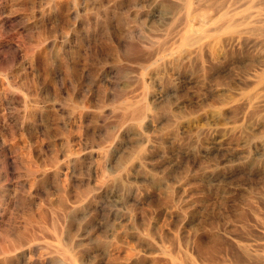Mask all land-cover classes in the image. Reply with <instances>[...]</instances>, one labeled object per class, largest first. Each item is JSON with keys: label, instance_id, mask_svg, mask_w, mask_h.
Wrapping results in <instances>:
<instances>
[{"label": "rangeland", "instance_id": "obj_1", "mask_svg": "<svg viewBox=\"0 0 264 264\" xmlns=\"http://www.w3.org/2000/svg\"><path fill=\"white\" fill-rule=\"evenodd\" d=\"M1 1L2 0H0V2ZM155 1L156 0H70L69 2V0H39V2H35V0H27V4L23 6L18 3L19 0H14V2L13 0H3V3H0V43L2 44H0V250H3L10 240L13 241L20 237H26L28 235L26 232L30 230V227L34 226L33 230H36V235L38 233L37 236H39H36L33 241L29 239L23 240L22 247L13 250V253H2L0 251V264H81V261L71 254V251L64 252L60 250L61 247L57 234L53 233V228L50 226L52 218L60 215H62V219L65 221L67 220L65 222L66 224L62 226L63 236L66 235L65 237H67V239L70 238L69 241L72 240L73 247L78 243L79 246H75L74 249L76 251H81H78V253L83 256V260L85 259L86 261L89 258L87 262L91 264L94 260V256L109 249L108 247L111 245L110 242L112 239L110 233L112 230H121L119 229L120 221L118 215L120 214L119 211H122V209L119 210L118 207H115L109 195L113 187L112 185L114 184L112 177H114L113 174L116 167H113L115 164V162H112L113 159L111 160L109 157H106L104 155L106 152L103 151L110 148L112 145L109 144H112V142L113 144L114 142L119 143L120 152H125L123 154L124 156L121 153L123 158H126V156L130 154L136 155L137 157H139V155H137L139 153H141L140 156L142 152L145 154L142 155L145 159L139 157L141 159L139 161V158H137L138 174L136 176L138 177H136V181L138 182V186H135L137 183L130 186L133 188L134 192L136 191L134 193L137 198L135 206L136 225L141 236L143 235L144 237L138 246L141 251L148 248L147 244L155 241L163 244L164 239H167L166 241L164 240L165 242H168V240L170 241L164 243V245L169 248L170 246L171 248L182 247L184 238L190 237L194 230L199 234L203 233L202 235L207 238L216 234L220 236L223 234L224 237L229 236L226 238H232L228 240L234 241L233 243H235V245L238 246L241 244L240 246L242 247L250 248L248 252L251 254H256V252H258L257 254H264V224H262L260 219H255L257 218V213L255 212V210H258L257 206H260L261 208L259 207V209L264 212V197L261 196V187H259L262 186V178L253 176L255 178L253 179L252 175L248 173V160H232L233 163L229 161V163L227 162L224 164L225 168L223 163L221 164L219 162V157L194 161L192 156H187V158L189 157L191 159L190 160L185 158L186 156L181 155L179 158L181 166L173 167L167 164L164 165V160L169 158L171 153L173 154L177 149V153L180 152V150L186 149L190 141V136L188 134H184V136L183 134L170 135L169 129H171V127L169 126V122H171V119L173 121L176 117L179 118L181 115H185V113L188 114L192 109L197 111L198 107L201 108V106L205 105V103L204 105L201 103V105L200 101H204L209 93L214 91H226L228 89L227 92L229 91L228 93L230 95L235 93L236 96H239L241 91L240 88L229 86L227 82L232 81L235 77L234 81L236 79L239 80L240 74V77H242L246 73L248 64L245 62V66V63L237 60V58H231V56L230 58L226 57L223 61L214 65L215 67H212V70L210 69L211 71L203 68L202 63L196 60L193 61V64L192 62L187 63V61H185V63L184 61H179L178 66L177 63L174 65L166 63L167 59L173 56V54L176 55L177 46L186 30V24L195 23V25H192L197 27L198 24L200 25L201 22H204V20L200 19L204 17L206 20L208 17V15L203 12L205 11L204 8L207 7L210 14L212 13L211 8L213 7L210 6V10L208 8L209 6H207L208 1L206 0H192V2L195 1L193 4L196 6L194 7L192 4L191 8L186 6V2L183 3L186 0H182L183 2L180 0L177 2L176 0H167V2L166 0ZM244 2L247 3L245 4ZM181 3H183L184 6ZM241 3L242 5H240L237 10L239 12L248 11V0H240V4ZM193 7L199 12H196ZM36 10H46L44 11L46 13L45 15L55 19V23L45 22L46 20L43 18L39 20L34 18V11ZM57 13L58 15H56ZM191 13H193L194 17H192ZM51 14H54L53 17ZM189 14H191L190 17L192 19H190ZM195 20H199V23ZM25 26L34 27L32 28L33 30H27ZM18 31H22L25 37L21 40L20 53L18 52L15 54L13 51L11 53V51L7 50L5 44L9 40L16 39L19 41L20 34ZM37 31L39 32V38L37 37ZM44 31H46V33L48 31H50L51 34L53 33L52 37H50V39L48 38L47 41ZM42 32H44V34ZM54 35L57 36H55V43L51 41L55 38ZM43 36L45 40L42 39ZM38 39H41V41ZM47 43H54L56 47L54 48V45H49ZM171 51L172 53H170ZM148 57L150 59H148ZM39 59H42L43 62ZM159 63L163 65L160 66ZM181 63H183L184 66L180 65ZM197 63H199V65ZM218 71L220 73H218ZM202 72L204 74H202ZM40 74L41 76L39 77ZM214 74L216 76H214ZM202 75L205 77H202ZM203 80H205V82H203ZM25 84L29 90L24 88ZM234 88L236 89L233 90ZM66 89H70V91ZM228 93L225 92L226 95H229ZM67 96H70L69 99H67ZM175 98H177V100H175ZM66 100L73 103L67 102V104ZM147 100L150 102H147ZM192 100L194 103H190ZM54 101L56 102L53 103ZM37 103L40 106H38ZM147 103L151 104L152 111L149 107L141 117H134L135 114L131 115V113H133L132 111L140 107L142 108ZM178 103L184 106L181 108ZM138 104L140 107L136 106ZM167 110L171 115H174L173 118L167 113ZM175 110L178 113L176 112L173 114ZM42 112H44V114ZM48 114H50V116ZM59 114L64 116L62 117ZM124 114L127 116H123ZM156 115L159 116L157 117ZM222 116L224 115H221L220 118H222ZM227 116L228 115H225L222 119L219 118V122L225 124L235 120V117L233 120L231 118L233 116H230V118ZM153 117L156 120L153 119ZM166 118L167 120H165ZM128 124L129 126H127ZM45 125L48 126V129L47 127L45 128ZM151 125H153V127ZM168 127L170 128L168 129ZM161 129H165V131ZM153 131L155 133L158 131V133H156L157 135H155L158 137L155 138V136H153L155 134ZM161 134L162 136H160ZM131 135H133V137ZM5 137L7 138L4 139ZM158 138L160 141H158ZM169 138H171V141ZM1 140H5L8 146L2 147ZM102 140L103 142L101 144ZM69 143L71 145H68ZM153 143H158L159 147L151 148ZM143 144H145V146ZM104 145L107 147H103ZM41 147L44 149L41 150ZM121 147H123V149ZM68 148H72L75 151L69 155V157L65 155L69 151ZM121 149L123 151H121ZM51 155L53 156L51 157ZM57 156L58 160L64 161H59L60 164L70 165L68 168L69 170L65 168L58 173L54 171V166L49 162L50 159ZM213 159H216V161ZM211 160H213V162ZM143 162H146V164L150 166L146 167V164ZM193 162H196V164ZM215 163H219L217 165L218 167H214V165H216ZM161 164L164 165V168ZM179 169L181 170L178 171ZM149 170L151 172H149ZM183 171L186 174H184ZM170 172L171 174L174 173V176L170 175ZM191 172L193 174H191ZM249 175L251 176L249 177ZM143 176L144 178H142ZM226 177L229 180H227ZM167 180L169 183L166 182ZM255 181H257L258 184H256ZM180 183H182V186L184 185L182 187V192H180L181 189H179ZM138 187H140L142 192H145L141 193ZM166 188L169 189V193ZM170 188H172V190ZM168 194L170 195L167 196ZM156 195L158 197H156ZM79 196H81L82 199H79ZM163 197L164 199H162ZM178 197H182L181 200ZM184 198L186 200H184ZM219 198L223 199V202L220 201ZM163 202L165 203L163 204ZM64 203L70 205L66 204L65 206ZM214 203L216 206H214ZM218 204L222 206V208H219ZM184 206H186V208ZM53 211H58V214ZM116 211L118 215L115 216ZM240 213L246 216V219L244 217L242 219ZM137 214L140 216H137ZM195 216L196 218L198 217L194 222L195 224L193 223L194 225L184 228V225L188 224L191 218ZM141 217H145L144 220H141ZM41 219L45 221L42 222ZM248 219L250 221H248ZM209 220L211 221L209 222ZM212 222H214V224ZM248 223L252 224L250 225ZM209 224L211 228L208 226ZM196 225L199 227L201 226V228L197 227L199 229L196 230ZM42 226H46L43 227L46 230L43 229ZM216 228L220 230L218 231ZM245 228L247 231H245ZM185 229L189 230L190 234L189 231H185ZM249 232L252 234L250 235ZM182 233L183 235H179ZM231 233H233L234 236H231ZM184 234L186 235L185 237ZM70 235L72 237H70ZM238 235L242 236V238L237 239L240 237ZM73 236L75 238H73ZM173 236L175 240H173ZM124 237L125 236L122 235L121 241L123 239L126 241L125 238L128 239L127 236ZM159 240H161V242ZM243 241L247 242L248 246ZM171 243L176 244L173 247ZM56 245L59 247L57 248ZM77 247L78 249H76ZM256 248L258 249L256 250ZM56 249L57 251H53ZM64 255H68L69 257L66 256L65 258ZM5 257H8V259L6 258L5 260ZM69 258H71V260Z\"/></svg>", "mask_w": 264, "mask_h": 264}, {"label": "bare ground", "instance_id": "obj_2", "mask_svg": "<svg viewBox=\"0 0 264 264\" xmlns=\"http://www.w3.org/2000/svg\"><path fill=\"white\" fill-rule=\"evenodd\" d=\"M3 1V0H2ZM1 1V2H2ZM16 1V0H15ZM51 1V0H50ZM72 1V0H71ZM157 1V0H156ZM155 1V2H156ZM169 1V0H168ZM175 1V0H174ZM178 0H176L177 2ZM182 1V0H180ZM207 2V6H209L208 8L210 9V6L213 7L212 9V13L209 14L207 7L204 8L205 11L204 14H207L208 17L205 20L204 17L203 19L200 20H204V22L200 23V25L198 24L197 27H194L192 24L195 25V23H187L186 27H185V32L183 34V36L180 39V42L178 44V48L176 50V55L173 54V56H171L169 59H167L166 63H169V65H174L177 63V66L179 65L178 62L179 61H187L188 62H192L196 60L197 62L200 61L203 65V68L205 69H211L212 67H215L214 65H216L217 63L223 61L226 57L231 56V58H237V60H240L243 63H247L248 64V69L246 71V73L242 76L240 74L239 76V80H235L236 78H233L232 81L227 82V84L229 86H234V87H239L240 88V95L236 96V94L231 93L233 95H230L227 90L225 91H214L212 93H209V95L206 97V99H204V101H200V104L205 103L204 106H201V108H199L197 111L196 110H191V112L188 114L185 113V115H181V117L179 118H174L173 121L171 119V122H169V126L171 127V129H169L170 127H168V129L170 130L169 132L171 133L170 135H179V134H188L189 137V145L186 147V149L180 150V152L177 153L174 152L173 154L171 153V156L169 158H167L166 160H164L165 164L164 165H171V166H176L179 167L181 166V162L179 161V158L181 157V155L186 156L185 158H187V156H192L194 161H199L201 159H212V158H217L219 157V162L223 165L226 164L227 162L229 163V161H234V160H248V173L252 175V178L255 179V176H259L260 178H262V186L260 193L261 196L264 197V0H248V11H244V12H239L237 9L240 7V5H242V3L240 4V0H206ZM0 2V3H1ZM8 2V1H6ZM14 2V0H13ZM29 2V1H28ZM35 2H39V0H35ZM70 2V0H69ZM167 2V0H166ZM183 2V1H182ZM186 2V6L191 8V5L193 4L192 0H186L183 3ZM198 2V1H197ZM200 2V1H199ZM205 2V1H204ZM3 3V2H2ZM17 3V2H16ZM20 4H22V6L25 4H27V0H19ZM53 3V2H52ZM65 3V2H64ZM162 3V2H161ZM172 3V2H170ZM181 3L183 6L184 4ZM203 3V2H202ZM245 3V2H244ZM247 3V2H246ZM245 3V4H246ZM6 4V3H5ZM12 4V3H11ZM50 4V3H49ZM66 4V3H65ZM198 4V3H196ZM204 4V3H203ZM206 4V2H205ZM2 5V4H1ZM69 5V4H68ZM72 5V4H71ZM154 5V4H153ZM199 5V4H198ZM64 6V5H63ZM62 6V7H63ZM193 6L195 7L196 5L193 4ZM51 7V5H50ZM49 7V8H50ZM193 7V8H194ZM200 7V6H199ZM66 8V7H65ZM197 8V7H196ZM73 9V8H72ZM203 9V10H204ZM207 9V11H206ZM210 9V10H211ZM193 10V9H192ZM195 10V8H194ZM194 10L192 11L194 13ZM198 10V9H197ZM43 11V10H42ZM40 10H36L34 11V18H36L37 20L39 19H45V22H49V23H55V19L49 18L47 17L45 14L44 10L43 12ZM54 11V10H53ZM196 11V10H195ZM69 12V11H68ZM185 12V11H184ZM199 12V11H196ZM208 12V13H206ZM53 13V12H52ZM192 14V17L193 16ZM49 14V13H48ZM70 14V13H69ZM175 14V13H174ZM172 14V15H174ZM191 14H189V17L191 16ZM196 14V13H195ZM198 14V13H197ZM202 14V13H201ZM200 14V15H201ZM52 15V14H51ZM50 15V16H51ZM54 15V14H53ZM52 15V17H53ZM58 15V13L56 14ZM67 15V14H66ZM71 15V14H70ZM185 15V14H184ZM183 15V16H184ZM49 16V15H48ZM69 16V15H67ZM197 16V15H196ZM206 16V15H205ZM170 17V16H169ZM185 17V16H184ZM183 17V18H184ZM55 18V16H54ZM173 18V16H172ZM200 18V16H199ZM59 19V18H58ZM190 19H192L190 17ZM198 19V18H197ZM36 20V22H37ZM6 21V20H5ZM58 21V20H57ZM64 21V20H63ZM197 21V20H195ZM199 21V20H198ZM197 21V22H198ZM8 22V21H7ZM34 22V21H33ZM196 22V24H197ZM199 23V22H198ZM41 24V23H40ZM177 24V22H176ZM39 25V24H38ZM45 25V24H44ZM50 25V24H49ZM16 26V25H15ZM24 26V25H23ZM48 26V23H47ZM58 26V25H57ZM178 26V25H177ZM34 27V26H33ZM33 27H27L25 26V29L27 28V30L31 29ZM40 27V26H39ZM38 27V29H39ZM43 27V26H42ZM46 27V26H45ZM59 27V26H58ZM57 27V28H58ZM184 27V26H183ZM51 28V27H50ZM61 28V27H60ZM67 28V27H66ZM23 29V28H22ZM23 29V30H25ZM47 29V27H46ZM65 29V28H64ZM64 29H62L63 31H65ZM60 30V29H59ZM61 30V31H62ZM54 31V29H53ZM52 31V32H53ZM19 32V41L15 40H9L8 42H6V48L7 50L13 51V53H18L20 51L21 48V40H23V32L22 31H18ZM38 32V31H37ZM45 32V39L47 41V39L50 37H52L53 33L51 34L50 31H48L46 33ZM44 32H42L44 34ZM58 32V30H57ZM66 32V31H65ZM69 32V31H68ZM25 33V32H24ZM55 33V32H54ZM60 33V31H59ZM178 33V32H177ZM56 34V33H55ZM61 34V33H60ZM42 35V34H41ZM65 35V34H64ZM67 35V34H66ZM39 36V32L37 33V37ZM56 35H54L55 37ZM36 37V38H37ZM57 37V36H56ZM56 37L54 39H52L51 41H53L54 43L56 42ZM62 37V36H61ZM179 37V36H178ZM35 38V39H36ZM39 38V37H38ZM42 38V37H41ZM63 38V37H62ZM172 38V37H171ZM13 39V38H12ZM18 39V38H17ZM44 39V36L43 38ZM44 39V40H45ZM58 39V38H57ZM68 39V38H67ZM70 39V38H69ZM169 39V38H168ZM39 40V39H38ZM178 40V39H177ZM35 41V40H34ZM41 41V39L39 40ZM50 41V42H51ZM58 41V40H57ZM44 42V41H43ZM42 42V43H43ZM49 42V40H48ZM35 43V42H34ZM33 43V44H34ZM54 43H50L51 45H54ZM66 43V42H65ZM1 44V43H0ZM36 44V43H35ZM34 44V45H35ZM49 44V43H47ZM49 44V45H50ZM64 44V42H63ZM2 45V44H1ZM46 45V44H44ZM48 45V46H49ZM57 45V43H56ZM37 46V45H36ZM42 46V45H41ZM47 46V47H48ZM4 47V46H2ZM34 47V46H33ZM46 47V48H47ZM53 47V46H52ZM56 46L54 45V48ZM162 47V46H161ZM173 47V46H172ZM38 48V47H37ZM42 48V47H40ZM51 48V47H50ZM2 49V48H1ZM4 49V48H3ZM39 49V48H38ZM52 49V48H51ZM172 49V48H171ZM46 50V49H43ZM173 50V49H172ZM38 51V50H37ZM8 52V51H6ZM45 52V51H44ZM42 52V53H44ZM48 52V51H46ZM174 52V51H173ZM1 53V52H0ZM20 53V52H19ZM158 53V52H157ZM166 53V52H165ZM172 53V51L170 52ZM35 54V53H34ZM47 54V53H46ZM4 55V54H3ZM44 55V54H43ZM147 56V55H146ZM151 56V55H150ZM149 56V57H150ZM154 56V55H153ZM170 56V55H168ZM148 57V59H150ZM156 57V56H155ZM159 57V56H158ZM162 57V56H161ZM160 57V58H161ZM166 57V56H165ZM40 58V57H39ZM45 58V57H43ZM42 60V59H39ZM164 60V59H162ZM232 60V59H231ZM156 61V60H155ZM160 61V60H159ZM157 61V62H159ZM43 62V60H42ZM163 62V61H162ZM35 63V61H34ZM66 63V62H65ZM186 63V62H185ZM184 63V64H185ZM200 63V64H201ZM236 63V62H235ZM245 63V66H246ZM36 64V63H35ZM42 64V63H41ZM44 64V63H43ZM153 64V63H152ZM160 64V63H159ZM191 64V63H190ZM199 65V63H197ZM156 66H158L157 64H155ZM163 64H160V66ZM166 65V64H165ZM180 65H183V63H181ZM188 65V64H187ZM195 65V64H194ZM223 65V64H222ZM155 66V67H156ZM168 66V64H167ZM184 66V65H183ZM189 66V65H188ZM187 66V67H188ZM191 66V65H190ZM230 66V65H229ZM154 67V68H155ZM163 67V66H162ZM169 67V66H168ZM193 67V66H192ZM195 67V66H194ZM197 67V66H196ZM201 67V66H200ZM199 67V69H200ZM35 68V67H34ZM153 68V69H154ZM161 68V67H160ZM167 68V67H166ZM190 68V67H189ZM202 68V67H201ZM202 68V69H203ZM159 69V68H158ZM39 70V69H38ZM165 70V69H164ZM176 70V69H175ZM181 70V68H180ZM201 70V69H200ZM212 70V69H211ZM210 70V71H211ZM162 71V70H161ZM166 71V70H165ZM174 71V70H173ZM182 71V70H181ZM209 71V73H210ZM227 71V70H226ZM170 72V71H169ZM175 72V71H174ZM177 72V70H176ZM179 72V71H178ZM204 72V71H203ZM202 72V74H204ZM41 73V72H39ZM43 73V72H42ZM157 73V72H156ZM161 73V72H160ZM218 73H220L218 71ZM67 74V72H66ZM206 74V73H205ZM222 74V72H221ZM243 74V72H242ZM38 76V75H37ZM41 76V74L39 75V77ZM214 76H216L214 74ZM229 76V75H228ZM227 76V77H228ZM235 76V74H234ZM233 76V77H234ZM237 76V74H236ZM158 77V76H157ZM156 77V78H157ZM202 77H205L202 75ZM220 77V76H219ZM217 77V78H219ZM226 77V78H227ZM45 78V77H43ZM161 78V77H160ZM189 78V76H188ZM216 78V77H215ZM229 78V77H228ZM191 79V77H190ZM40 80V78H39ZM197 80V79H196ZM220 80V79H219ZM223 80V79H222ZM226 80V79H225ZM42 82V81H41ZM186 82V81H185ZM191 82V81H190ZM196 82V81H194ZM203 82H205V80H203ZM184 83V82H183ZM222 83V82H221ZM225 83V82H224ZM223 83V84H224ZM41 84V83H40ZM187 84V83H186ZM190 84V83H189ZM204 84V83H203ZM215 85V84H214ZM226 85V84H225ZM27 89L26 84L24 85ZM208 86V85H207ZM206 86V87H207ZM223 86V85H222ZM50 87V86H49ZM215 87V86H214ZM220 87V86H219ZM218 87V88H219ZM224 87V86H223ZM29 88V87H28ZM67 88V87H66ZM211 88V87H208ZM217 88V87H216ZM231 88V87H230ZM236 88H234L233 90H235ZM29 90V89H27ZM67 91L70 89H66ZM204 90V89H203ZM210 90V89H207ZM220 90V89H219ZM238 90V89H237ZM202 91V89H201ZM200 91V92H201ZM211 91V90H210ZM28 92V91H27ZM203 92V91H202ZM228 93L229 95L225 94ZM233 92V91H232ZM237 92V91H236ZM67 93V92H66ZM71 93V92H70ZM177 93V92H176ZM73 94V93H71ZM204 94V93H202ZM68 95V93H67ZM157 95V94H156ZM193 95V94H192ZM235 95V96H234ZM164 96V95H163ZM206 96V94H205ZM70 97V96H69ZM69 97L67 96V99H69ZM157 97V96H156ZM178 97V96H175ZM196 97V96H195ZM155 98V97H154ZM161 98V97H160ZM159 98V99H160ZM199 98V97H198ZM180 99V98H179ZM193 99V96H192ZM157 100V99H154ZM175 100H177V98H175ZM53 101V100H52ZM57 101V100H56ZM56 101H54L53 103H55ZM74 101V100H73ZM149 100H147L148 102ZM174 101V100H173ZM198 101V102H199ZM68 102V100H66V103ZM150 102V101H149ZM154 102V101H153ZM152 102V103H153ZM175 102V101H174ZM177 102V101H176ZM194 103V101H190V103ZM48 103V102H46ZM68 103H73V102H68ZM67 103V104H68ZM189 103V104H190ZM44 104V103H43ZM50 104V103H49ZM58 104V103H57ZM56 104V105H57ZM141 104V103H140ZM150 104V103H149ZM149 104H145L142 108L140 107V105H136L139 106V109H136L134 111H132L133 113H131V115L135 114L134 117H141L145 111H147L150 107L151 110V104L149 106ZM179 105L181 103H178ZM177 104V105H178ZM185 104V103H184ZM38 105V103H37ZM129 105V103H128ZM127 105V106H128ZM132 105V104H131ZM155 105V103H154ZM153 105V106H154ZM192 105V104H191ZM195 105V104H194ZM199 105V104H198ZM202 105V104H201ZM40 106V105H38ZM135 106V107H136ZM156 106V105H155ZM175 106V104H174ZM181 106V105H180ZM184 106V105H182ZM181 106V108H182ZM47 107V106H46ZM44 107V108H46ZM58 107V106H57ZM126 107V106H124ZM133 107V108H135ZM178 107V106H176ZM190 107V106H189ZM193 107V105H192ZM131 108V109H133ZM154 108V107H153ZM159 108V107H158ZM175 108V107H174ZM173 108V109H174ZM180 108V107H179ZM178 108V109H179ZM185 108V107H184ZM183 108V110H184ZM51 109V108H50ZM126 109V108H125ZM157 109V108H155ZM160 109V108H159ZM177 109V110H178ZM195 109V108H194ZM43 110V109H42ZM158 110V109H157ZM156 110V111H157ZM190 110V108H189ZM61 111V110H60ZM152 111V110H151ZM162 111V110H161ZM174 111V110H173ZM179 111V110H178ZM182 111V110H181ZM180 111V113H181ZM41 112V111H39ZM131 112V110H130ZM165 112V111H162ZM177 111L175 110V112L173 114H175ZM183 112V111H182ZM186 112V111H184ZM44 114V112H42ZM129 113V112H128ZM154 113V111H153ZM157 113V112H155ZM167 113L170 114L167 110ZM178 113V112H177ZM65 114V112H64ZM127 114V113H126ZM151 114V112H150ZM50 116V114H48ZM60 115V114H59ZM128 115V114H127ZM127 115H123V116H127ZM149 115V114H148ZM153 115V114H152ZM167 115V114H166ZM164 115V116H166ZM171 115V114H170ZM180 115V114H178ZM221 115H228L227 117L230 118V116L234 121L233 122H227L225 124H222L219 122V118ZM60 116H64V115H60ZM129 116V115H128ZM147 116V114H146ZM151 116V115H149ZM155 116V115H153ZM157 116V115H156ZM159 116V115H158ZM157 116V117H158ZM163 116V115H162ZM172 118L174 115H171ZM177 116V114H176ZM222 116V118L224 117ZM52 117V116H51ZM156 117V118H157ZM170 117V116H169ZM226 117V118H227ZM40 118V116H39ZM65 118V117H64ZM127 118V117H125ZM133 118V117H132ZM163 118V117H160ZM220 118V119H222ZM137 119V118H136ZM153 119H155L153 117ZM164 119V118H163ZM67 120V119H66ZM126 120V119H125ZM143 120V119H141ZM156 120V119H155ZM154 120V121H155ZM161 120V119H160ZM167 120V118L165 119ZM229 120V119H227ZM45 121V120H44ZM136 121V120H135ZM153 121V122H154ZM158 121V120H157ZM156 121V122H157ZM164 121V120H162ZM170 121V120H169ZM232 121V120H231ZM42 122V121H41ZM141 122V121H140ZM150 122V121H149ZM222 122V121H221ZM225 122V121H224ZM139 123V122H138ZM142 123V122H141ZM140 123V124H141ZM145 123V122H144ZM151 123V122H150ZM158 123V122H157ZM161 123V122H160ZM167 123V122H164ZM38 124V123H37ZM154 124V123H153ZM132 125V124H131ZM136 125V124H135ZM150 125V124H149ZM69 126V125H68ZM129 126V124L127 125ZM153 127V125H151ZM40 127V126H39ZM48 126L45 125V128ZM65 127V126H64ZM67 127V126H66ZM73 127V126H72ZM132 127V126H131ZM130 127V128H131ZM137 127V126H136ZM139 127V126H138ZM143 127V126H142ZM158 127V125H157ZM70 128V127H69ZM124 128V127H123ZM134 128V127H133ZM144 128V127H143ZM149 128V127H148ZM155 128V127H154ZM161 128V127H160ZM42 129V128H41ZM136 130H138L137 128H135ZM134 129V130H135ZM140 129V128H139ZM150 129V128H149ZM153 129V128H152ZM142 130V129H141ZM147 130V129H145ZM163 130V129H161ZM49 131V130H48ZM139 131V130H138ZM148 131V130H147ZM156 131V130H154ZM153 131V132H154ZM165 131V129L163 130ZM53 132V131H52ZM144 132V131H143ZM167 132V129H166ZM46 133V132H44ZM145 133V132H144ZM142 133V134H144ZM151 133V132H150ZM155 133V132H154ZM158 133V131L156 132ZM154 134L153 136L157 135ZM133 134V133H132ZM137 134V133H135ZM141 134V137H142ZM160 134V133H159ZM166 134V133H164ZM45 135V134H44ZM152 135V134H151ZM47 136V135H46ZM133 137V135H131ZM136 136V135H135ZM162 136V134L160 135ZM159 136V137H160ZM4 137V136H3ZM48 137V136H47ZM67 137V136H66ZM138 137V136H137ZM143 137H147V136H143ZM158 136H155V138ZM166 137V136H165ZM186 137V135H185ZM7 137H5L4 139H6ZM175 138V137H174ZM181 138V137H180ZM179 138V139H180ZM1 139V137H0ZM70 139V138H69ZM159 139V138H158ZM157 139V140H158ZM173 139V138H172ZM187 139V138H185ZM109 140V139H108ZM117 140V139H116ZM115 140V141H116ZM149 140V139H146ZM169 140L171 141V138H169ZM168 140V141H169ZM69 141V140H68ZM107 141V139H106ZM105 141V142H106ZM110 141V140H109ZM138 141V140H137ZM140 141V140H139ZM142 141V139H141ZM154 141V140H153ZM160 141V139L158 140ZM103 140L101 141L102 144ZM117 142V141H116ZM143 142V141H142ZM155 142V141H154ZM164 142V141H163ZM79 143V142H78ZM8 143L5 140H1V145L2 147H7ZM147 144V143H146ZM162 144V143H160ZM68 145H71L70 143ZM106 145V144H105ZM103 146V147H107V146ZM112 145L110 146V148H107L106 151L104 150L103 152H106L104 155L106 157H109L112 162H115V164L113 165V167H116L115 172L113 174L114 177L113 178V187L110 190V198L112 199L113 203L115 204V207H118L119 210L122 209V211H119L118 208L117 210L120 212V214H117V211L115 212V216L118 215L119 218V229L118 231H114L112 230V232L110 233V235H112V239H111V245L108 247L109 249L106 250H102L103 252L96 256H92L94 258V260L91 262V264H264V254H257L258 252H256V254H251L250 252H248V248L242 247L240 245H235V243L232 242V240H228V239H232V238H226L229 236L224 237V235L222 233L221 236L216 234L213 235L210 238L205 237L202 234H199L198 232H194L192 231V235H190V237H186L184 238L186 235L184 234V244L182 245V247H175V248H170L166 245H164V243H168L170 242L168 240V242H165L167 239L163 240V244L159 243L157 241L153 242V243H149L148 248L145 249L144 251H141L138 246L140 245L139 243H141L140 241H142L144 239L143 235L141 236V233L139 232V229L137 228L136 222V195L134 194V190L132 186L134 183H137L138 186V182L136 181V176L138 173L137 170V166H138V161L137 158L142 157L143 154L140 156L141 153L137 154L139 155V157H137L136 155L130 154L128 156H126V158H123V154L120 152L119 148L120 145L119 143H115L113 144H109ZM145 146V144H143ZM13 146V145H12ZM140 146V145H138ZM149 146V144H148ZM152 146V147H151ZM150 147L154 148V147H159L158 143H153ZM1 147V146H0ZM55 147V146H54ZM102 147V148H103ZM165 147V146H164ZM11 148V147H10ZM101 148V147H100ZM123 149V147H121ZM140 148V147H139ZM150 148V149H151ZM8 149V148H6ZM44 148L41 147V150H43ZM71 149V150H70ZM104 149V148H103ZM102 149V150H103ZM121 149V151H123ZM133 149V147H132ZM138 149V148H137ZM136 149V150H137ZM148 149V148H147ZM68 152L65 154L69 157V155H71L72 153H74V149L72 148H68ZM96 150V149H95ZM94 150V151H95ZM101 150V149H100ZM149 150V149H148ZM38 151V150H37ZM82 151V150H81ZM79 151V152H81ZM125 151V150H124ZM134 151V150H133ZM151 151V150H150ZM78 152V151H77ZM132 152V151H131ZM136 152V151H135ZM134 152V153H135ZM145 152V151H144ZM65 153V152H64ZM91 153V151H90ZM89 153V155H90ZM95 153V152H94ZM121 153L123 156H121ZM127 153V152H126ZM133 153V152H132ZM146 153V152H145ZM26 154V152H25ZM77 154V153H75ZM92 154V153H91ZM4 155V154H3ZM8 155V154H7ZM81 155V153H80ZM102 155V154H101ZM126 155V154H125ZM26 156V155H25ZM53 155H51L52 157ZM59 156V154H58ZM58 156L57 157H53L52 159H50V164L52 166H54V171L55 172H61L62 170H64L65 168H69L70 165L69 164H60L58 160ZM92 156V155H91ZM99 156V155H98ZM97 156V157H98ZM147 156V155H146ZM7 157V156H6ZM64 157V156H63ZM94 157V155H93ZM154 157V156H153ZM161 157V156H160ZM5 158V157H4ZM92 158V157H91ZM95 158V157H94ZM100 158V157H99ZM123 158V159H121ZM156 158V157H155ZM154 158V159H155ZM82 159V158H81ZM145 159V157L143 158ZM148 159V157H147ZM146 159V160H147ZM150 159V158H149ZM161 159V158H160ZM187 159H190L189 157ZM186 159V160H187ZM65 160V158H64ZM75 160V159H74ZM85 160V159H84ZM139 161L141 160L140 158L138 159ZM158 160V159H156ZM162 160V159H161ZM191 160V159H190ZM214 160V159H213ZM213 160H211L213 162ZM63 161V160H62ZM61 161V162H62ZM70 161V159H69ZM73 161V160H72ZM80 161V160H79ZM105 161V160H104ZM103 161V162H104ZM110 161V160H109ZM144 161V160H142ZM148 161V160H147ZM216 161V159L214 160ZM232 161V163H233ZM6 162V161H5ZM64 162V161H63ZM111 162V163H112ZM150 162V161H148ZM152 162V161H151ZM156 162V161H154ZM185 162V161H183ZM192 162V161H190ZM3 163V161H2ZM59 163V164H58ZM108 163V160H107ZM144 163V162H143ZM153 163V162H152ZM194 164H196V162H193ZM109 164V163H108ZM107 164V165H108ZM146 164V162L144 163ZM151 164V163H150ZM216 164V163H215ZM219 163H217L215 166H217ZM116 165V166H115ZM142 165V164H140ZM154 165V164H153ZM163 165V164H161ZM164 165L162 166L164 168ZM36 166V165H35ZM39 166V165H38ZM110 166V165H108ZM107 166V167H108ZM143 166V165H142ZM150 165L146 164V167H148ZM185 166V165H184ZM191 166V165H190ZM211 166V165H210ZM213 166V165H212ZM51 167V166H50ZM140 167V166H139ZM145 167V166H144ZM143 167V168H144ZM152 167V166H151ZM156 167V166H155ZM166 167V166H165ZM218 167V166H217ZM225 167V165H224ZM235 167V166H234ZM237 167V166H236ZM243 167V166H242ZM241 167V170H242ZM247 167V166H246ZM106 168V167H105ZM142 168V167H141ZM158 168V167H156ZM181 168V167H180ZM213 168V167H211ZM226 168V167H225ZM47 169V168H45ZM49 169V168H48ZM146 169V168H145ZM149 169V168H148ZM152 169V168H151ZM154 169V168H153ZM167 169V168H166ZM184 169V168H183ZM182 169V170H183ZM208 169V168H207ZM232 169V167H231ZM1 170V169H0ZM69 170V169H68ZM142 170V169H141ZM177 170V169H176ZM181 169H179L178 171H180ZM185 170V169H184ZM213 170V169H212ZM239 170V169H238ZM48 171V170H47ZM106 171V169H105ZM189 171V168H188ZM191 171V170H190ZM10 172V171H9ZM45 172V171H44ZM67 172V171H66ZM110 172V171H107ZM142 172V171H141ZM145 172V171H144ZM143 172V173H144ZM147 172V171H146ZM149 172H151L149 170ZM165 172V171H164ZM174 172V171H173ZM194 172V171H193ZM233 172V171H232ZM235 172V171H234ZM3 173V172H1ZM47 173V172H46ZM142 173V175H143ZM169 173V172H168ZM184 173V171H183ZM186 174V173H184ZM191 174H193L191 172ZM190 174V175H191ZM4 175V174H2ZM66 175V174H64ZM68 175V174H67ZM110 175V174H109ZM145 175V174H144ZM170 175L174 176V173ZM179 175V173H178ZM229 175V174H228ZM249 175V177L251 176ZM69 176V175H68ZM211 176V175H210ZM234 176V174H233ZM254 176V177H253ZM1 177V176H0ZM74 177V176H73ZM141 177V176H140ZM139 177V179H140ZM183 177V176H182ZM223 177V176H221ZM248 177V178H249ZM258 177V178H259ZM144 178V176L142 177ZM168 178V177H167ZM181 178V176H180ZM179 178V179H180ZM188 178V176H187ZM224 178V177H223ZM227 178V177H226ZM111 179V178H109ZM178 179V180H179ZM185 179V178H184ZM193 179V178H192ZM231 179V178H230ZM138 180V179H137ZM183 180V179H182ZM181 180V181H182ZM197 180V179H196ZM200 180V179H199ZM227 180H229L227 178ZM249 180V179H248ZM257 180V179H256ZM136 181V182H135ZM189 181V180H188ZM258 181V180H257ZM256 182V184H258ZM111 182V181H110ZM109 182V183H110ZM140 182V181H139ZM168 182V180L166 181ZM165 182V184H166ZM171 182V181H170ZM179 182V181H178ZM254 182V181H253ZM250 182V183H253ZM164 183V182H163ZM169 183V182H168ZM184 183V182H182ZM182 183L179 184V189H181L180 192H182ZM249 183V182H248ZM171 184V183H170ZM186 185V184H185ZM111 186V185H109ZM160 186V185H159ZM162 186V185H161ZM164 186V185H163ZM144 187V186H143ZM170 187V186H169ZM174 187V186H173ZM172 187V188H173ZM140 190V187H138ZM172 188H170L172 190ZM135 189V187H134ZM167 192H168V188ZM174 189V188H173ZM136 190V189H135ZM108 191V190H107ZM141 191V190H140ZM158 191V190H157ZM156 191V192H157ZM185 191V190H184ZM183 191V192H184ZM193 191V190H192ZM145 192V191H143ZM141 191V193H143ZM179 192V193H180ZM140 193V192H139ZM169 193V192H168ZM174 193V192H173ZM157 194V193H156ZM176 194V193H175ZM159 195V194H158ZM162 195V194H161ZM170 194H168L167 196H169ZM178 195V194H177ZM165 196V195H164ZM166 196V197H167ZM174 196V195H173ZM172 196V197H173ZM187 196V195H186ZM79 199H82L81 196H79ZM83 197V196H82ZM152 197V196H151ZM156 197H158L156 195ZM162 197V196H161ZM184 197V196H183ZM189 197V195H188ZM262 197V198H263ZM109 198V197H108ZM177 198V197H176ZM179 198V197H178ZM182 198V197H181ZM181 198H179L181 200ZM186 198V197H185ZM184 198V200H186ZM164 199V197L162 198ZM161 199V200H162ZM172 199V198H171ZM220 199V198H219ZM108 200V199H107ZM158 200V199H157ZM160 200V199H159ZM183 200V202H184ZM218 200V199H217ZM223 199H220V201H222ZM264 200V199H263ZM110 201V200H109ZM149 201V200H147ZM215 201V199H214ZM219 201V200H218ZM219 201V202H220ZM107 202V201H106ZM154 202V201H153ZM217 202V201H216ZM218 202V203H219ZM223 202V201H222ZM110 203V202H109ZM112 203V204H113ZM139 203V201H138ZM165 202H163L164 204ZM59 204V203H58ZM57 204V205H58ZM65 204V203H64ZM67 204V203H66ZM65 204V206H66ZM78 204V203H77ZM111 204V203H110ZM129 204V205H127ZM142 204V203H141ZM144 204V202H143ZM223 204V203H222ZM264 204V203H263ZM61 205V204H60ZM70 205V204H67ZM140 205V204H139ZM221 205V204H220ZM260 205V204H259ZM64 206V207H65ZM78 206V205H76ZM114 206V205H113ZM138 206V205H137ZM212 206V205H211ZM214 206L215 203H214ZM257 206V205H256ZM13 207V206H12ZM72 207V206H71ZM123 207V208H121ZM139 207V206H138ZM186 208V206H184ZM218 207L222 208V206ZM217 207V208H218ZM258 210H255V212L257 213V218L255 219H260V221L262 222V224H264V212L259 209L260 206H257ZM256 207V208H257ZM263 207V206H262ZM53 208V207H52ZM51 208V209H52ZM216 208V207H213ZM261 208V207H260ZM57 209V207H56ZM63 209V208H60ZM65 209V208H64ZM125 209V210H124ZM167 209V208H166ZM189 209V208H188ZM210 209V208H209ZM263 209V208H262ZM54 210V209H53ZM58 210V209H57ZM116 210V209H115ZM214 210V209H213ZM217 210V209H215ZM254 210V209H251ZM60 211V210H59ZM211 211V209H210ZM52 212V211H50ZM55 212V211H53ZM58 212V211H57ZM55 212V213H57ZM118 212V213H119ZM139 212V211H138ZM212 212V211H211ZM245 212V211H244ZM243 212V213H244ZM253 212V211H252ZM140 213V212H139ZM219 213V212H218ZM217 213V214H218ZM58 214V213H57ZM241 214V213H240ZM248 214V213H246ZM245 214V215H246ZM54 215V213H53ZM67 215V214H66ZM195 215V214H194ZM242 215V214H241ZM253 215V214H252ZM62 215L60 216H55L54 218H52V221L50 222V226H52L53 228V233L57 234V238L60 242V250H63L64 252H69L71 251V254L79 259L81 261V264H90L87 262V259L85 261V259L83 260V256L80 255L78 253L79 250H75L74 247L75 246H79L78 243H76L77 245H75L74 243V247H73V243L72 240L67 239V237L63 236V227L64 224H66L64 219L61 218ZM114 216V217H115ZM137 216H140L137 214ZM151 216V215H150ZM169 216V215H168ZM44 217V216H43ZM42 217V218H43ZM243 217L246 219V216L242 215V219ZM254 217V216H253ZM145 218V217H144ZM144 218L141 217V220ZM204 218V217H203ZM44 219V218H43ZM41 219V221L43 220ZM51 219V218H50ZM186 219V218H184ZM198 219V217L196 218L193 217L191 218V220L188 222V224L184 225V228H188V226L194 225L195 221ZM46 220V218H45ZM44 220V221H45ZM42 221V222H44ZM185 221V220H183ZM204 221V220H203ZM211 220H209L210 222ZM240 221V220H239ZM244 221V220H243ZM247 221V220H246ZM248 221H250L248 219ZM118 222V221H117ZM139 222V221H138ZM150 222V221H149ZM154 222V221H153ZM207 222V221H205ZM204 222V223H205ZM259 222V221H257ZM260 222V223H261ZM116 223V222H114ZM164 223V222H163ZM183 223V222H181ZM194 223V224H193ZM214 224V222H212ZM258 223V224H260ZM42 224V223H41ZM47 224V222H46ZM49 224V223H48ZM138 224V223H137ZM197 224V222H196ZM201 224V223H200ZM246 224V222H245ZM250 224V223H248ZM252 224V223H251ZM250 224V225H251ZM33 225V224H32ZM117 225V224H116ZM66 226V225H65ZM118 226V225H117ZM116 226V228H117ZM210 228V224L208 225ZM46 227V226H42ZM68 227V226H67ZM71 227V226H70ZM140 227V226H139ZM180 227V226H179ZM198 225H196V230L201 228V226L199 228ZM203 227V226H202ZM214 227V226H213ZM228 227V226H227ZM245 227V226H244ZM260 227V226H259ZM29 228V227H28ZM33 227H30V230L26 233H28V235L26 237L23 238H18L15 240H10V242L3 248V250H0L2 253H9L12 252L13 250H16L17 248L22 247V243L23 240H34L36 238V230H33ZM178 228V227H177ZM192 228V227H191ZM218 228V227H217ZM216 228V229H217ZM264 228V227H263ZM45 229V228H43ZM51 229V228H50ZM65 229V228H64ZM118 229V228H117ZM154 229V228H153ZM203 229V228H202ZM226 229V228H225ZM230 229V227H229ZM246 229V228H245ZM39 230V229H38ZM46 230V229H45ZM111 230V229H110ZM152 230V229H151ZM169 230V229H168ZM172 230V229H171ZM187 229H185L186 231ZM218 230V229H217ZM216 230V231H217ZM220 230V229H219ZM218 230V231H219ZM224 230V228H223ZM243 230V229H242ZM250 230V229H249ZM252 230V229H251ZM40 231V230H39ZM38 231V232H39ZM48 231V230H47ZM66 231V230H65ZM141 231V230H140ZM167 231V230H166ZM178 231V230H177ZM189 231V230H187ZM203 231V230H202ZM227 231V230H226ZM247 231V229L245 230ZM243 231V232H245ZM44 232V231H43ZM143 232V231H142ZM168 232V231H167ZM170 232V230H169ZM168 232V233H169ZM221 232V231H220ZM225 232V231H224ZM223 232V233H224ZM230 232V231H228ZM262 232V231H261ZM25 233V232H24ZM65 233V232H64ZM67 233V232H66ZM166 233V232H165ZM180 233V231H179ZM226 233V232H225ZM236 233V232H235ZM248 233V232H245ZM250 233V232H249ZM143 234V233H142ZM164 234V233H163ZM187 234V232H186ZM190 234V231H189ZM229 234V233H228ZM231 236H234L233 233H231ZM237 234V233H236ZM239 234V233H238ZM252 233H250L251 235ZM68 235V234H67ZM122 235H124L125 237L127 236L128 239L125 240L124 239L121 241L122 239ZM167 235V233H166ZM179 235H183L179 234ZM230 235V234H229ZM245 235V234H244ZM254 235V234H253ZM264 235V234H263ZM5 236V235H4ZM7 236V235H6ZM16 236V235H15ZM102 236V235H101ZM109 236V234H108ZM160 236V235H159ZM189 236V235H188ZM237 236V235H235ZM240 236V235H238ZM39 237V236H37ZM56 237V236H55ZM69 237V236H68ZM70 237H72L70 235ZM104 237V236H103ZM163 237V236H162ZM176 237V235H175ZM173 236V240H175V238ZM17 238V237H16ZM31 238V239H30ZM73 238H75L73 236ZM102 238V237H101ZM147 238V237H146ZM151 238V237H150ZM153 238V237H152ZM237 238V237H236ZM242 238V236L238 237L237 239ZM105 239V238H104ZM159 239V238H158ZM161 239V237H160ZM172 239V238H171ZM170 239V240H171ZM177 240V237H176ZM248 240V239H247ZM76 241V240H74ZM121 241V242H120ZM161 242V240H159ZM183 241V240H182ZM238 241V240H237ZM240 241V240H239ZM172 242V240H171ZM175 242V241H173ZM244 243H246V245L248 246V243L243 241ZM109 243V244H110ZM183 243V242H182ZM40 244V243H39ZM143 244V242H142ZM176 243H171V245L174 247ZM233 244V245H232ZM263 244V243H262ZM261 244V245H262ZM168 245V244H167ZM57 246V245H56ZM144 246V244H143ZM254 246V245H253ZM256 246V245H255ZM258 246V244H257ZM256 246V247H257ZM59 246H57L58 248ZM145 247V246H144ZM78 249V247L76 248ZM258 248H256L257 250ZM260 249V248H259ZM59 250V251H60ZM53 251H57L53 250ZM253 251V250H252ZM259 251V250H258ZM261 251V250H260ZM15 252V251H14ZM81 252V251H79ZM94 252V251H93ZM264 252V251H263ZM13 253V252H12ZM16 253V252H15ZM63 253V252H61ZM82 254V253H81ZM56 256V255H55ZM65 256V255H64ZM68 256V255H66ZM65 256V258H66ZM9 257V256H8ZM8 257H5L8 259ZM69 257V256H68ZM67 257V259H68ZM87 257V256H86ZM89 257V256H88ZM22 258V257H21ZM72 258V257H71ZM71 258H69L71 260ZM91 258V257H90ZM92 258V259H93ZM51 259V258H50ZM66 259V260H67ZM76 259V260H77ZM4 260V262H5ZM78 260V262H79ZM41 261V260H40ZM22 262V261H21ZM65 262V261H64ZM70 262V261H69ZM76 262V263H78ZM6 263V262H5Z\"/></svg>", "mask_w": 264, "mask_h": 264}]
</instances>
